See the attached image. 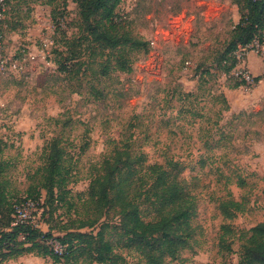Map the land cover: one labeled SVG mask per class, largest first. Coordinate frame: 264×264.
<instances>
[{
	"label": "rangeland",
	"instance_id": "1",
	"mask_svg": "<svg viewBox=\"0 0 264 264\" xmlns=\"http://www.w3.org/2000/svg\"><path fill=\"white\" fill-rule=\"evenodd\" d=\"M45 2L8 0L0 22L7 56L22 64L0 79V180L7 182L11 202L26 198L29 176L42 165L43 147L58 138L72 159L68 190L74 206L45 204L47 191L41 189L40 203L17 206V217L31 218L55 237L72 226L75 210L83 220L95 218L84 203L90 184L105 160L127 143L146 164L178 162L196 201L190 245L166 264H240L241 235L264 222V98L229 111L230 101L232 106L253 101L258 86L255 81L234 88L239 79L216 63L240 20L237 0H122L116 12L126 21L123 30L146 41L148 51L130 55L131 72L115 68L112 56L106 74L107 50L93 55L101 50L91 37L77 39L76 0H57L54 21ZM258 44L253 52L262 55ZM68 46L77 57L71 73L61 67L66 58L61 52ZM229 198L248 201L233 220L220 210V202ZM118 211L105 208L84 231L104 228L118 255L114 264H146L120 239ZM223 224L234 230L231 251L219 248ZM1 264L55 263L30 254Z\"/></svg>",
	"mask_w": 264,
	"mask_h": 264
},
{
	"label": "trees",
	"instance_id": "2",
	"mask_svg": "<svg viewBox=\"0 0 264 264\" xmlns=\"http://www.w3.org/2000/svg\"><path fill=\"white\" fill-rule=\"evenodd\" d=\"M121 1L76 0L80 21V36L77 39L91 37V41L101 50L93 55L103 56V51L107 50L102 74L108 71L110 63L106 65V62H111L112 56L116 59L115 68L131 72L130 55L137 51H148L146 41L135 37L129 30H123L126 21L116 12ZM237 2L240 20L233 29L228 47L216 59L218 67L227 75L236 65L234 51L238 45L258 40L264 46V0ZM45 3L52 7V19L56 20L57 0ZM82 32H87L89 36H83ZM61 55H66L61 67L71 73L76 65L75 51L68 46ZM258 80L255 78L256 82ZM242 85L243 82L237 80L233 87ZM130 147V144L122 143L116 148L111 159L105 160L102 172L90 184L84 203L93 209L96 217L83 220L75 210V217L70 216L72 226H65L62 237H55L51 231H43L31 218L17 217V206L30 201L40 203L41 189L47 191L45 204L51 200L74 206L68 190L72 159L68 158L60 139L52 138L43 147L42 165L29 176L32 183L26 198L11 202L14 196L7 190V182L0 180V264L30 254L49 257L55 264H114L118 255L114 253V244L107 239L104 228L97 232L84 231V228L93 227L99 221L107 207L119 209V225L115 229L119 230L120 239L125 238L124 246L137 250L146 259V264H166L168 258L176 259L183 249L189 247L194 234L192 220L197 212L195 198L187 190L184 178L179 175L178 162L168 160L165 166L146 164L142 155L132 154ZM2 151L0 148V153ZM2 171L0 167V176ZM33 193L36 194L34 199ZM247 203L244 198L225 199L220 202V210L225 219L233 220L247 209ZM3 218L7 219L4 223ZM233 234L234 230L229 224L221 226L220 251L232 250L229 239ZM241 238L243 256L240 264H264V222L252 227ZM55 242L63 248L62 253L56 251Z\"/></svg>",
	"mask_w": 264,
	"mask_h": 264
},
{
	"label": "built area",
	"instance_id": "3",
	"mask_svg": "<svg viewBox=\"0 0 264 264\" xmlns=\"http://www.w3.org/2000/svg\"><path fill=\"white\" fill-rule=\"evenodd\" d=\"M7 9V2L6 0H0V22L4 18V14ZM258 40H255L254 42L247 44V45H238V48L234 51V56L236 58V65L231 71L236 78L239 79L240 82H243L244 85H250L255 82V78H253L249 66L247 63L248 56L251 52H253V46L259 47ZM263 46V45H262ZM264 49V46H263ZM22 67V64L20 61H16L11 59L7 56L5 52V46L3 41V35L0 28V79L4 77L8 71L12 69H20ZM231 75V73H230ZM55 248L56 251L59 253H62L63 248L59 245V243L55 242Z\"/></svg>",
	"mask_w": 264,
	"mask_h": 264
},
{
	"label": "crops",
	"instance_id": "4",
	"mask_svg": "<svg viewBox=\"0 0 264 264\" xmlns=\"http://www.w3.org/2000/svg\"><path fill=\"white\" fill-rule=\"evenodd\" d=\"M248 66L250 67L251 71L253 72L254 76L256 78H259L258 80V86L253 91L254 100L251 102L238 100L235 102V104L232 106L231 101L229 104H231V109L229 111L232 112V108H248V106L255 105L256 101H259L264 98V52L262 55L254 54V52H251L247 59ZM234 113V112H233ZM21 127V125H19Z\"/></svg>",
	"mask_w": 264,
	"mask_h": 264
}]
</instances>
